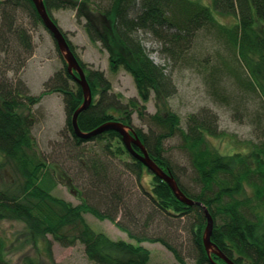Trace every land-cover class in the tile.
Segmentation results:
<instances>
[{
	"label": "trees",
	"instance_id": "1",
	"mask_svg": "<svg viewBox=\"0 0 264 264\" xmlns=\"http://www.w3.org/2000/svg\"><path fill=\"white\" fill-rule=\"evenodd\" d=\"M43 2L56 24L52 9H72L77 19L84 18L89 39L101 42L109 52L111 70L123 67L132 75L138 92L139 99L122 102L121 95L112 92L105 73L87 67L59 27L85 72L92 94L90 105L78 114L79 128L90 131L105 122L121 121L139 137L149 156L170 172L181 191L206 206L213 221L211 242L218 251L235 264H264V0ZM18 11L42 22L32 0H0V154L22 178L14 189L0 187V220L22 221L27 238L45 243L52 264H57L52 257V241L61 246L81 244L88 264H150L149 250L139 243L144 240L161 243L176 260L154 264H188L167 240L169 231L161 230V225L177 227L180 219L187 218L191 222L188 230L194 264H226L205 249L202 207L179 200L165 181L129 152L117 131L107 130L88 139L74 133L71 117L84 97L66 62L44 83L39 95L23 93L20 88H28L19 80L17 84L7 80L6 71L19 70L33 50L31 35L17 17ZM219 16H231L235 21L226 24ZM201 31L218 45L206 77L211 96L232 106L235 115L249 113L245 115L258 140L251 141L247 150L221 153L211 145V137L221 135L216 114L201 109L188 114L182 125L180 116L164 103L177 88L165 66L150 57L142 36L162 43L165 57L175 64L193 66L201 63L189 56ZM227 78L236 81L238 89L234 92L229 90ZM51 92L63 97L65 130L77 151L76 176L65 172L59 176L38 150L32 134L35 118L30 106ZM153 94L163 99L164 106L157 104V110L148 113L145 103ZM251 101L254 107L250 110ZM134 114L146 123L147 130L133 124ZM176 137L178 149L191 165V185L183 180L188 174L167 154L168 141ZM58 183L73 191L79 202L73 204L52 194ZM85 213L109 220L138 243L94 231ZM6 249L7 242L0 235V264H14ZM26 263L35 264L32 260Z\"/></svg>",
	"mask_w": 264,
	"mask_h": 264
},
{
	"label": "rangeland",
	"instance_id": "2",
	"mask_svg": "<svg viewBox=\"0 0 264 264\" xmlns=\"http://www.w3.org/2000/svg\"><path fill=\"white\" fill-rule=\"evenodd\" d=\"M208 3L209 0H199ZM52 17L57 21L75 46V51L80 59L87 64V67L102 70L110 80L112 92L121 95V101L127 102L130 98L139 99L132 75L123 67L117 71H112L109 61V52L101 42H92L84 28L85 19H77L72 9H52ZM17 17L26 27L31 35L33 50L29 57L25 55L24 63L19 70L8 69L5 77L13 84L22 82L28 90H20L28 95L41 94L44 83L54 72L63 68L66 62L62 54L57 49L54 38L43 22L29 13L18 11ZM219 20L226 24H232L233 17H221ZM68 30H73L71 33ZM198 39L190 51V57H196L201 63L189 66H181L167 59L163 53V44L153 40L149 35L142 36V43L150 57L155 63L165 66L166 71L171 74L176 85V93L164 101L171 111L178 114L182 125H185L188 114L198 112L201 109L208 110L217 116L218 127L221 135L211 137V145L221 153H231L237 150H247L251 141L258 140L250 120L244 113L235 115L232 108L216 101L211 96L210 82L207 80L208 68L214 64L216 49L218 45L212 41L206 31L198 34ZM224 78V77H223ZM19 80V81H18ZM18 81V82H17ZM229 90L234 92L237 88L234 79L227 78ZM163 99L155 94L145 103L148 113L157 110V104L164 106ZM253 101L249 102L250 110L253 109ZM35 122L32 126V134L36 140L38 150L46 161L56 168V173L60 176L67 173L76 176L79 171L77 166V151L73 147L69 133L65 130L66 111L63 97L58 92H51L42 95L39 102L31 105ZM246 114V115H245ZM241 116V117H240ZM239 117V118H237ZM133 124L147 130L146 123L140 120L137 114L133 115ZM95 144L96 141L84 143V146ZM179 138H172L168 141V155L179 164V170L188 175L183 176L186 184H190L191 165L187 163L182 152L178 149ZM170 149V150H169ZM22 182L19 171L0 154V187L16 188ZM52 194L67 201L77 204L79 202L75 193L63 183H58L52 190ZM84 217L94 231L104 232L112 239H124L132 243H138L130 238L121 228L114 225L109 220H100L89 213ZM177 227L161 225V230H168L167 240L174 245L184 256L188 264H194L193 250L191 246V234L188 227L191 222L187 218L180 219ZM158 226H160L157 223ZM25 225L20 220L2 219L0 220V235L7 242L6 253L14 264H27L32 260L35 264H52L47 255L46 246L43 241L27 238ZM164 234V233H163ZM50 237V236H49ZM172 239V240H171ZM149 250V263L156 262L174 263V255L170 250L159 242L141 241ZM53 260L57 264H88L84 254L83 246L79 243L73 246H61L58 242H51Z\"/></svg>",
	"mask_w": 264,
	"mask_h": 264
},
{
	"label": "water",
	"instance_id": "3",
	"mask_svg": "<svg viewBox=\"0 0 264 264\" xmlns=\"http://www.w3.org/2000/svg\"><path fill=\"white\" fill-rule=\"evenodd\" d=\"M32 2L44 26L48 29V31L51 33L52 37L54 38L57 49L59 50L64 60L66 61L68 71L73 75L75 81L80 85L83 91V97H84L83 102L75 110V112L73 113L71 117V124H72L74 133L80 138L88 139L90 137L96 136L107 130L117 131L120 134L121 140L126 146V148L129 150V152L133 154L136 158H138L148 168L149 171H151L154 175L158 176L160 179L165 181L179 200L184 202L186 205L196 204L202 207L204 216L206 218V227L203 233V243H204L207 253L208 254H210L211 252L215 253L216 255L220 256L226 262V264H235L231 259H229L221 251H218L216 246L211 242L213 221H212V217L208 209L206 208V206L200 201L189 198L181 191L175 178L170 174V172L162 169L149 156L146 148L144 147L143 143L140 141L139 137L135 133L131 132L129 127H127L121 121L114 120L110 122H105L90 131H82L79 128L78 123H77L78 114L84 111L90 105L92 101L91 89L88 84L87 78L85 76V72L83 68L81 67L78 59L76 58V56L70 49L69 44L64 34L60 30L59 26L50 17L43 0H32ZM133 145H136L140 149V152H137L134 149Z\"/></svg>",
	"mask_w": 264,
	"mask_h": 264
},
{
	"label": "crops",
	"instance_id": "4",
	"mask_svg": "<svg viewBox=\"0 0 264 264\" xmlns=\"http://www.w3.org/2000/svg\"><path fill=\"white\" fill-rule=\"evenodd\" d=\"M69 32L73 33L74 31L73 30H68ZM76 46V45H75Z\"/></svg>",
	"mask_w": 264,
	"mask_h": 264
}]
</instances>
